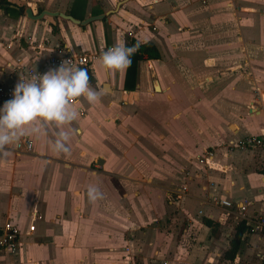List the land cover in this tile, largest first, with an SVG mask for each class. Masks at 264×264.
I'll use <instances>...</instances> for the list:
<instances>
[{
    "label": "crops",
    "instance_id": "0c3cea01",
    "mask_svg": "<svg viewBox=\"0 0 264 264\" xmlns=\"http://www.w3.org/2000/svg\"><path fill=\"white\" fill-rule=\"evenodd\" d=\"M7 1L23 10L0 7L1 83L20 82L17 59L47 73L57 46L90 54L147 42L159 57L135 62L130 89L129 67H78L102 95L94 106L74 100L80 131L70 154L52 150L54 126L20 139L29 152L8 146L0 226L13 220L26 230L34 221L35 230H24L17 254L0 250V264L259 263L264 232L249 225L264 215V147L231 142L264 132V0ZM26 8L104 17L80 25L29 18ZM90 185L102 193L94 203ZM241 220L248 228L225 258Z\"/></svg>",
    "mask_w": 264,
    "mask_h": 264
},
{
    "label": "clouds",
    "instance_id": "9594fccd",
    "mask_svg": "<svg viewBox=\"0 0 264 264\" xmlns=\"http://www.w3.org/2000/svg\"><path fill=\"white\" fill-rule=\"evenodd\" d=\"M140 43L131 47L117 43L102 51L101 67L111 72H124L139 50ZM102 93L90 85L88 71L74 67L70 60L63 61L58 68L50 69L30 79H21L16 85L13 99L0 108V159L10 154L8 146L28 135L42 134L47 127L58 129L51 148L57 154H70V141L79 133L72 125L78 119L73 100L83 97L90 105H96ZM102 198L96 186L88 188L90 203Z\"/></svg>",
    "mask_w": 264,
    "mask_h": 264
},
{
    "label": "built area",
    "instance_id": "2783aa9c",
    "mask_svg": "<svg viewBox=\"0 0 264 264\" xmlns=\"http://www.w3.org/2000/svg\"><path fill=\"white\" fill-rule=\"evenodd\" d=\"M131 35V32H129ZM117 43L107 44L100 51L94 53H77L68 50L64 46H57L53 53L47 58L46 64L49 68H58L63 61L70 60L71 64L74 67H81L94 60H99V57L102 51L111 48ZM122 44V43H120ZM12 73H19L22 76V79H30L32 75L39 73L42 75V72L34 69L33 67L21 63V59L16 60V64L11 67ZM19 83V82H18ZM18 83L15 84H6L0 82V106L4 105L5 102L13 99V93L15 87ZM74 102V100H73ZM72 102V103H73ZM233 146H236L241 149L252 150L254 148L264 147V132L261 134H249L244 137L231 142ZM31 142L20 140L16 143V150L21 152L31 151ZM219 204L223 206H230V202L224 199L219 200ZM33 220L38 218L37 212H34ZM25 230V229H24ZM24 230L13 220H5L4 223L0 226V250L8 254L15 255L19 251L21 245V238ZM35 230L34 221L28 225L25 232L32 233ZM249 230L251 231H262L264 232V215L257 216L253 224L249 225Z\"/></svg>",
    "mask_w": 264,
    "mask_h": 264
},
{
    "label": "trees",
    "instance_id": "16d2710c",
    "mask_svg": "<svg viewBox=\"0 0 264 264\" xmlns=\"http://www.w3.org/2000/svg\"><path fill=\"white\" fill-rule=\"evenodd\" d=\"M0 7L4 8L6 11H16V12H20L23 10L22 6H18L14 3H11L7 0H0ZM136 43L133 42L131 44H127L125 46L127 47H131L133 45H135ZM159 57V53L157 51V49L155 48V46L151 43H140V47L139 50L136 52V54L132 57V62L131 65L128 68V71L126 73V80H125V88L126 89H130L131 86L129 85V81L133 80L134 77V73H135V62L137 60L143 59V58H148V59H156ZM90 80L93 81L94 79L92 78V76H89ZM209 224V221H206ZM247 226L245 225V220H241L238 225L236 226V232L234 234L233 239L230 241V245L229 248L224 252V257L228 258V259H233L238 248H239V243H240V239L241 236L243 234V232L245 230H247ZM255 264H264V257L263 259L259 262V263H255Z\"/></svg>",
    "mask_w": 264,
    "mask_h": 264
},
{
    "label": "water",
    "instance_id": "95a60500",
    "mask_svg": "<svg viewBox=\"0 0 264 264\" xmlns=\"http://www.w3.org/2000/svg\"><path fill=\"white\" fill-rule=\"evenodd\" d=\"M25 13L29 18H33V19H40L44 15L60 16L62 18H66V19L71 20V21L75 22L76 24H80V25H84V24L89 23L90 21L101 19L104 17V14H99V15H95V16H90V17L80 21V20L74 19L70 15H67V14H64L61 12H57V11L52 12V11H48V10H43L40 14L33 15L30 8H26Z\"/></svg>",
    "mask_w": 264,
    "mask_h": 264
},
{
    "label": "rangeland",
    "instance_id": "374dc122",
    "mask_svg": "<svg viewBox=\"0 0 264 264\" xmlns=\"http://www.w3.org/2000/svg\"><path fill=\"white\" fill-rule=\"evenodd\" d=\"M128 183V186H131V188H138L137 185L134 182H126ZM142 184H148V182H141ZM142 188V187H141Z\"/></svg>",
    "mask_w": 264,
    "mask_h": 264
}]
</instances>
